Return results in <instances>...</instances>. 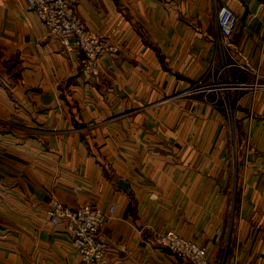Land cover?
<instances>
[{
    "label": "crops",
    "instance_id": "obj_1",
    "mask_svg": "<svg viewBox=\"0 0 264 264\" xmlns=\"http://www.w3.org/2000/svg\"><path fill=\"white\" fill-rule=\"evenodd\" d=\"M221 4L238 20L227 48ZM73 8L114 48L95 76L24 0H0V264H80L49 199L114 206L110 264H189L154 243L165 231L209 264H264V0Z\"/></svg>",
    "mask_w": 264,
    "mask_h": 264
},
{
    "label": "built area",
    "instance_id": "obj_2",
    "mask_svg": "<svg viewBox=\"0 0 264 264\" xmlns=\"http://www.w3.org/2000/svg\"><path fill=\"white\" fill-rule=\"evenodd\" d=\"M24 3L25 10L35 16L48 34L56 36L60 50L72 56L83 74L95 76L100 56L114 52L113 46L101 31L87 27L76 15L73 0H24ZM237 21V17L225 5L217 7L215 27L219 44L226 48L230 46L228 39ZM227 87L244 88L243 84ZM258 88L264 90V84L250 87L252 90ZM198 89L200 88L192 85L182 93L191 95ZM47 215L52 226H58L61 222L80 264H110L106 258V244L100 238V230L113 220V205L96 201L69 207L49 199ZM154 243L189 264H209L201 247L173 232L155 234Z\"/></svg>",
    "mask_w": 264,
    "mask_h": 264
}]
</instances>
